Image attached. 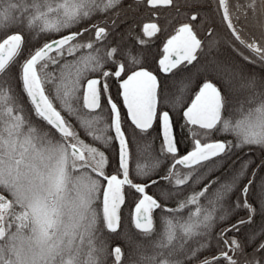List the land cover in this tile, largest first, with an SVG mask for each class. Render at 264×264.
Returning a JSON list of instances; mask_svg holds the SVG:
<instances>
[{
	"label": "snow or ice",
	"instance_id": "snow-or-ice-1",
	"mask_svg": "<svg viewBox=\"0 0 264 264\" xmlns=\"http://www.w3.org/2000/svg\"><path fill=\"white\" fill-rule=\"evenodd\" d=\"M142 9L153 19L137 20ZM214 16L259 74L218 54L220 41L209 39ZM81 24L88 26L72 30ZM169 29L157 66L179 77L175 91L148 66V46ZM249 29L260 39H245ZM40 36L48 39L33 47ZM262 41L264 0H0V264H264V176L249 173L248 161L229 180L167 204L202 169H214V158L245 146L264 150ZM189 95L183 118L199 131L181 156L165 104L180 108ZM150 129L161 139L158 155ZM169 157L160 179L174 191L150 194L159 183L153 173ZM126 189L134 231L122 227ZM214 235L223 247L208 257Z\"/></svg>",
	"mask_w": 264,
	"mask_h": 264
},
{
	"label": "flooded vegetation",
	"instance_id": "flooded-vegetation-1",
	"mask_svg": "<svg viewBox=\"0 0 264 264\" xmlns=\"http://www.w3.org/2000/svg\"><path fill=\"white\" fill-rule=\"evenodd\" d=\"M162 12H166V10H162ZM165 17L164 15H161V17H159L160 20H163ZM150 19H153L151 17L150 14V10L148 11L144 21L142 23H146L149 22ZM88 26V25H87ZM172 32V29H169L168 32H162L160 34L157 35V37L153 38V42L148 46V66L154 70L158 76V78L162 81V83L166 84L168 86V91H175L174 87H173V81L174 79H179V77H172L170 74L166 75L162 72H159L158 70V66H157V61L163 56V45L166 42L167 38H169L170 34ZM90 37L89 33H85L84 36L81 38L83 40H87ZM240 48V47H238ZM224 50L226 53L225 54H230V52L232 53V56L234 57V51L232 50L231 47L228 46H221L220 47V51H219V55H221V51ZM243 53H247V56L249 55L250 57L252 56V53H250L247 49L244 48H240V52ZM236 53V52H235ZM216 54V53H214ZM238 54V53H237ZM239 57H241L240 55H238ZM227 57H231L230 55H228ZM255 58V57H253ZM106 70H107V66H105ZM90 76H98V74H89ZM110 86H111V93L114 99L117 100V102L121 105L122 107V116L123 118L127 120L126 117V110L125 108H123L122 106V100L121 97L118 96V91H119V86L118 84L114 81V80H110ZM117 95V96H116ZM166 95H167V91H166ZM191 99L189 100V102L186 104V106L190 103ZM103 103V102H102ZM184 106V108L186 107ZM165 107L167 108V110H169L170 115L172 116L173 120L175 119V131L176 134L178 136L179 139V154L181 156L185 155L188 151H191L194 145V137H193V130L196 129V126L193 125H189L186 123L185 119L183 118V109L180 110V108H171L167 105V103L165 104ZM180 113V120L179 122L177 121V116ZM107 114L105 113V116ZM183 121L186 123L187 127H183ZM130 123V121H128ZM126 128H128L129 133H131V128L128 126H125ZM156 128V125L155 127ZM188 129V130H187ZM197 131H199V129H196ZM139 130H137L138 132ZM149 132L151 133L149 139L153 141V147H154V154H159V148H160V144H161V139L159 138L158 132L156 133V131L154 130H149ZM185 133L187 135H185ZM157 135V136H156ZM190 138V144L191 146H189L187 148V146L185 148H183L184 151L181 150L180 145L182 144V142L185 140L186 141V137ZM230 137V136H229ZM228 137V138H229ZM224 136L223 134L221 135H216L212 137V140H217V139H223ZM189 143V142H188ZM187 144V142H186ZM97 147L100 148L101 151H104L106 149H108V147L112 148V146H104L103 144L98 143ZM255 147V146H254ZM240 149V148H238ZM235 150V149H234ZM105 154L107 155V153L105 152ZM114 155V154H113ZM231 153L229 154L228 157L226 158H221V157H217L214 158L216 161H219V163H217L216 167L214 169H212L211 171L207 170V169H202L201 171L204 172V175L200 177L199 181L196 183H193L191 180L189 181L188 185L184 186V191L179 195V196H173L171 199H169L167 201V204L169 207H175L176 204V200L177 199H183L184 196L188 195L189 193H191L193 190L199 191L204 185H206L207 183H209V181H218L220 183H223L227 180H229L233 173L240 167L241 163L244 161V159L241 158H230ZM262 159H258L257 163L255 164V171H257V178H259L260 176H264V167H259L260 165L264 164V162H260ZM234 162H238L237 166L233 167V170H231L230 165L233 164ZM172 160L171 158H167L162 160L161 163V167L159 169L156 170L155 173H153V178L157 179L159 181L158 185H152L148 191L150 194H159L161 191H174L173 186L170 185L166 180L160 179V177L164 176L168 170V167L171 165ZM208 164H211L212 162H206ZM179 167V166H178ZM182 171H188L187 169H182ZM259 171L261 173H259ZM113 173V172H112ZM111 174V173H110ZM134 175V172H133ZM142 179V178H137ZM219 185L217 183H213L212 184V188L209 189V191H212V189L218 187ZM126 191V196H125V203L126 207L125 209L130 212V218H131V213H132V209L134 207V200H133V196L127 194L129 192L128 189L125 190ZM103 192V190H102ZM124 205H122L123 207ZM121 207V208H122ZM239 215H244L243 212H241ZM237 219V217H232V219L230 221H228V223H232L235 222V220ZM132 223V220H131ZM226 225L220 224L218 225L214 230H216V232L219 231L220 227H225ZM254 228V227H253ZM247 228H245V232H247L246 230ZM233 233L229 232L228 236H232ZM240 235H243V233H241ZM223 247V246H222ZM221 247V248H222ZM220 248V249H221ZM220 249H218L215 253L210 254V255H206L208 257H211L213 255H217L218 252L220 251Z\"/></svg>",
	"mask_w": 264,
	"mask_h": 264
},
{
	"label": "trees",
	"instance_id": "trees-1",
	"mask_svg": "<svg viewBox=\"0 0 264 264\" xmlns=\"http://www.w3.org/2000/svg\"><path fill=\"white\" fill-rule=\"evenodd\" d=\"M230 2H231V4H235L236 3V0H230ZM239 2L240 3H243L244 2V0H239ZM148 11L149 10H147V9H142L141 10V12H139V13H137V14H135V18L137 19V20H139V21H141V23L144 21V19H145V17H146V15H147V13H148ZM214 21H215V23H214V27H215V31L213 32V35H212V37H209V39H216V40H219L220 41V44H221V46H228V47H230L229 45L231 44V43H234V41H233V38H232V36H231V33H230V31L226 28V26L224 25V23L221 21V19H220V17L219 16H214ZM92 22H101V20H100V18L98 17V18H96V20H94V21H92ZM89 23H91V22H89ZM88 24H81V25H77L75 28H73L72 30L73 31H75V30H77V28H82V27H85V26H87ZM242 35H244V37H245V39H251L253 36L255 37V38H257L258 40L260 39V33L257 31V30H255V29H249V30H247L245 33H243ZM46 39H48V37H46V36H40V37H38V38H33V40H32V45H33V47H39L40 46V44L41 43H43L44 42V40H46ZM262 42H264V41H262ZM237 47H240L238 44L236 45ZM242 52V51H241ZM226 52L224 51V50H222L221 51V56H223V57H227L228 55H230L231 57L230 58H232L233 60H235V61H239L241 64H243V65H245L246 66V68H247V70H249V71H253V72H256L257 74H259L261 71H262V69L259 67V65L258 64H248L247 63V61H244L243 60V58H242V56L241 57H239L238 55L239 54H237V53H235L234 52V57L232 56V53L230 52V54H225ZM243 53V52H242ZM243 55L244 56H247V53H243ZM249 56V55H248ZM250 57V56H249ZM253 58V57H252ZM253 59H255V58H253ZM117 96V95H116ZM191 95H189V97L187 98V100H186V103H185V105L184 106H186V104L189 102V100L191 99ZM184 106H182L181 108H180V110L181 109H183L184 108ZM124 120L126 121V119L124 118ZM179 120H180V113H179V115L177 116V121L179 122ZM176 120L174 119V122H175ZM129 125H130V123L128 122V121H126V123H125V126H128L129 127ZM182 126L183 127H187V125H186V123L183 121V124H182ZM154 127H155V125H154ZM131 128V127H130ZM155 129V128H154ZM80 132H81V136H82V138H84L87 142H91V137H87V136H85L84 135V132H83V130L82 129H78ZM188 130V129H187ZM156 133H157V131H156ZM185 135H187L186 133H185ZM157 136V135H156ZM186 138H187V136H185ZM228 139H233L231 136L228 138ZM186 142H187V144H186ZM189 142V143H188ZM98 144V143H97ZM97 144H95L94 146H96L97 147ZM187 146V148L189 147V146H191V144H190V138H187L186 139V141L184 140L183 142H182V144L180 145V148H181V150L182 151H184L183 150V148H185ZM105 152L107 153V156H109L110 158L113 156V148H110V147H108V149H106L105 150ZM230 158H241V159H244V161H248L249 162V173L250 172H252L254 169H255V164L257 163V160L258 159H262L260 162H264V150H262V149H259V148H256V147H254V146H252V147H248V146H245V147H243V148H240V149H235L234 150V153H231V155H230ZM243 161V162H244ZM237 164H238V162H234L233 164H231L230 165V167H231V170H233V167L234 166H237ZM114 167H115V165L113 164V165H111V166H109V167H107L106 169H105V171L106 172H108V173H112V172H114ZM257 172V171H256ZM259 173H261L260 171H259ZM101 196H102V192H101ZM101 196H100V201H101ZM125 207H126V204H124V206L121 208V215H122V227H124V228H127V229H132L133 231H134V229H133V225H132V223H131V218H130V212H128L126 209H125ZM259 224V218H257V225ZM257 225H254V226H252V228L254 227H256ZM247 231H249L250 229L249 228H247L246 229ZM216 232V230H214V233ZM223 246V244L222 243H220L219 245H218V243H217V240H216V238H215V235L211 238V246H210V250L209 251H207V252H205L204 253V255H210V254H213V253H215L218 249H220L221 247Z\"/></svg>",
	"mask_w": 264,
	"mask_h": 264
},
{
	"label": "water",
	"instance_id": "water-1",
	"mask_svg": "<svg viewBox=\"0 0 264 264\" xmlns=\"http://www.w3.org/2000/svg\"><path fill=\"white\" fill-rule=\"evenodd\" d=\"M121 100H122V98H121ZM190 102H191V101H190ZM189 105H190V103H189L187 106H189ZM187 106H186V107H187ZM186 107L184 108V110L186 109ZM125 110H126V109H125ZM184 110H183V111H184ZM189 125H190V124H189Z\"/></svg>",
	"mask_w": 264,
	"mask_h": 264
},
{
	"label": "rangeland",
	"instance_id": "rangeland-1",
	"mask_svg": "<svg viewBox=\"0 0 264 264\" xmlns=\"http://www.w3.org/2000/svg\"><path fill=\"white\" fill-rule=\"evenodd\" d=\"M192 98V97H191ZM103 189H101V192H102Z\"/></svg>",
	"mask_w": 264,
	"mask_h": 264
}]
</instances>
